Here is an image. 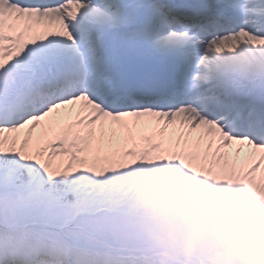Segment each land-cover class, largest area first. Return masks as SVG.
<instances>
[{
	"label": "snow or ice",
	"instance_id": "1",
	"mask_svg": "<svg viewBox=\"0 0 264 264\" xmlns=\"http://www.w3.org/2000/svg\"><path fill=\"white\" fill-rule=\"evenodd\" d=\"M209 185L264 201V0H0V264L209 252Z\"/></svg>",
	"mask_w": 264,
	"mask_h": 264
},
{
	"label": "rangeland",
	"instance_id": "2",
	"mask_svg": "<svg viewBox=\"0 0 264 264\" xmlns=\"http://www.w3.org/2000/svg\"><path fill=\"white\" fill-rule=\"evenodd\" d=\"M208 187L212 193L228 194L234 198L225 205L217 198L209 197L202 205L207 217L216 222L219 236L225 230L229 232V228L238 229L240 225L246 227L247 221L252 225V230H260L258 236L247 233L246 237H230L227 244L225 243L226 240L218 243L220 239L217 237L212 250L204 252L201 249V238L198 235L190 234L182 241H178L174 236L156 234L153 237V242L163 251L159 260L164 257L174 260L176 254L179 253L183 259L190 262L196 256L198 257L197 260L203 264H231L229 261L234 254L232 251H234L238 252L239 254H235H238L241 260L246 261L247 264H264V218L252 220L250 214L254 207L261 208L263 201L242 185H209Z\"/></svg>",
	"mask_w": 264,
	"mask_h": 264
}]
</instances>
